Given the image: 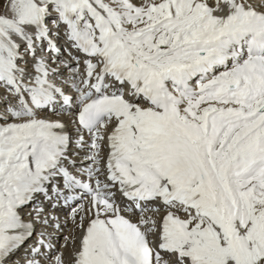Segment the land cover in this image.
Listing matches in <instances>:
<instances>
[{
    "label": "snow or ice",
    "instance_id": "1",
    "mask_svg": "<svg viewBox=\"0 0 264 264\" xmlns=\"http://www.w3.org/2000/svg\"><path fill=\"white\" fill-rule=\"evenodd\" d=\"M0 264H264V0H0Z\"/></svg>",
    "mask_w": 264,
    "mask_h": 264
},
{
    "label": "bare ground",
    "instance_id": "2",
    "mask_svg": "<svg viewBox=\"0 0 264 264\" xmlns=\"http://www.w3.org/2000/svg\"><path fill=\"white\" fill-rule=\"evenodd\" d=\"M67 117V116H66ZM69 120H70V117H67L66 118V122L69 123ZM69 128L71 129V125L69 124ZM59 214H60V221H63V219L65 217H67V214L66 212H68L66 209L62 210V211H58ZM63 212V213H62ZM49 231H52V229H49ZM70 234H73L75 235V233H73V226H72V223H68L66 224V226H64L62 228V231L60 232H57L55 233V235H57L59 237V239L57 240L59 243L57 245V249H60L61 246L64 244V237H68L69 238V242H71V235ZM61 240V242H60ZM20 255V254H19ZM21 256V255H20ZM19 257H17L18 259Z\"/></svg>",
    "mask_w": 264,
    "mask_h": 264
}]
</instances>
